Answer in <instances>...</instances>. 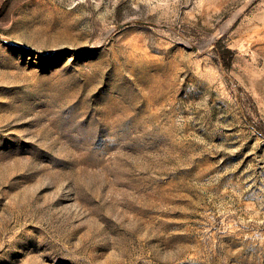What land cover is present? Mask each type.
<instances>
[{
    "label": "rangeland",
    "instance_id": "rangeland-1",
    "mask_svg": "<svg viewBox=\"0 0 264 264\" xmlns=\"http://www.w3.org/2000/svg\"><path fill=\"white\" fill-rule=\"evenodd\" d=\"M0 264H264V0H0Z\"/></svg>",
    "mask_w": 264,
    "mask_h": 264
},
{
    "label": "trees",
    "instance_id": "trees-1",
    "mask_svg": "<svg viewBox=\"0 0 264 264\" xmlns=\"http://www.w3.org/2000/svg\"><path fill=\"white\" fill-rule=\"evenodd\" d=\"M216 52L223 66L226 68H230L232 65V61H233L231 50L219 44L216 47Z\"/></svg>",
    "mask_w": 264,
    "mask_h": 264
}]
</instances>
